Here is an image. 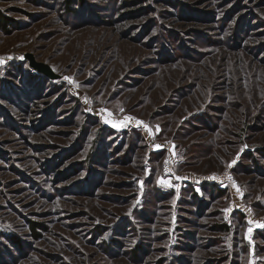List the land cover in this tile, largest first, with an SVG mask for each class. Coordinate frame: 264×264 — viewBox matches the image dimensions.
I'll list each match as a JSON object with an SVG mask.
<instances>
[{
    "label": "rangeland",
    "instance_id": "1",
    "mask_svg": "<svg viewBox=\"0 0 264 264\" xmlns=\"http://www.w3.org/2000/svg\"><path fill=\"white\" fill-rule=\"evenodd\" d=\"M0 12V264H264V0Z\"/></svg>",
    "mask_w": 264,
    "mask_h": 264
},
{
    "label": "trees",
    "instance_id": "2",
    "mask_svg": "<svg viewBox=\"0 0 264 264\" xmlns=\"http://www.w3.org/2000/svg\"><path fill=\"white\" fill-rule=\"evenodd\" d=\"M1 1H4V0H1ZM72 5H73L72 2L69 1V3L66 4L67 9L70 8V6H72ZM9 20L10 19H8L5 15H3L0 12V28L3 31H8L11 28L12 23ZM200 187H201L202 190H205L208 187L211 192H213L214 194H218V195H223L225 193V189L221 188L220 186H216L213 183L212 184L202 183V184H200ZM196 192L191 188V193H192L191 195H193L194 198H198V194ZM201 200L202 199H200V201ZM34 225L35 224L33 223V226ZM220 230L223 231V232H228V231H230V227L227 224H223V225L220 226Z\"/></svg>",
    "mask_w": 264,
    "mask_h": 264
},
{
    "label": "built area",
    "instance_id": "3",
    "mask_svg": "<svg viewBox=\"0 0 264 264\" xmlns=\"http://www.w3.org/2000/svg\"><path fill=\"white\" fill-rule=\"evenodd\" d=\"M164 171L165 174L172 173V163L170 160H165L164 162ZM212 183H216L219 185L221 188L225 187H232L237 189V193L240 194L241 190L238 187L237 180L234 178V176L230 172H224L220 174H215L214 176L211 177L209 180Z\"/></svg>",
    "mask_w": 264,
    "mask_h": 264
},
{
    "label": "water",
    "instance_id": "4",
    "mask_svg": "<svg viewBox=\"0 0 264 264\" xmlns=\"http://www.w3.org/2000/svg\"><path fill=\"white\" fill-rule=\"evenodd\" d=\"M25 57L29 59L30 65L36 69L38 72L46 74L50 78H56L55 73L51 69V67L43 62L36 61L34 55L32 53H26Z\"/></svg>",
    "mask_w": 264,
    "mask_h": 264
},
{
    "label": "snow or ice",
    "instance_id": "5",
    "mask_svg": "<svg viewBox=\"0 0 264 264\" xmlns=\"http://www.w3.org/2000/svg\"><path fill=\"white\" fill-rule=\"evenodd\" d=\"M127 119L131 120V119H133V118H132V117H128Z\"/></svg>",
    "mask_w": 264,
    "mask_h": 264
}]
</instances>
